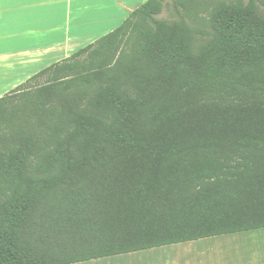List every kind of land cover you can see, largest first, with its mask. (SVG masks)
<instances>
[{
	"label": "trees",
	"instance_id": "trees-1",
	"mask_svg": "<svg viewBox=\"0 0 264 264\" xmlns=\"http://www.w3.org/2000/svg\"><path fill=\"white\" fill-rule=\"evenodd\" d=\"M164 3L0 97V264L264 229V0Z\"/></svg>",
	"mask_w": 264,
	"mask_h": 264
},
{
	"label": "crops",
	"instance_id": "crops-1",
	"mask_svg": "<svg viewBox=\"0 0 264 264\" xmlns=\"http://www.w3.org/2000/svg\"><path fill=\"white\" fill-rule=\"evenodd\" d=\"M139 1L0 0V97L114 31ZM160 248L118 256L147 253L127 259L128 264H200L205 257L194 244L183 257L150 253ZM218 256L225 257L221 251Z\"/></svg>",
	"mask_w": 264,
	"mask_h": 264
},
{
	"label": "rangeland",
	"instance_id": "rangeland-1",
	"mask_svg": "<svg viewBox=\"0 0 264 264\" xmlns=\"http://www.w3.org/2000/svg\"><path fill=\"white\" fill-rule=\"evenodd\" d=\"M233 1L236 0H165L162 12L156 17L167 21L184 19L193 28L195 37L199 40L204 38L206 32H208L207 20L214 7L223 2L229 3ZM240 1L246 2L247 0ZM145 2H147V0H140L137 4L139 6ZM123 21L120 22L117 27H120ZM191 244H194L199 248V252L205 255L202 261L208 259V262L202 263L201 261L200 264H264V253H262L264 252V229L243 232L231 236L212 237L194 243L171 245L150 253L173 258H177L178 255H182L183 257L186 255L184 251L190 248ZM216 246H219L220 250L215 249L214 247ZM219 251H221L225 257H219ZM195 253L198 255L197 252ZM144 255H147V253L139 252L126 256L116 255L78 264H128V261H126L127 259Z\"/></svg>",
	"mask_w": 264,
	"mask_h": 264
},
{
	"label": "bare ground",
	"instance_id": "bare-ground-1",
	"mask_svg": "<svg viewBox=\"0 0 264 264\" xmlns=\"http://www.w3.org/2000/svg\"><path fill=\"white\" fill-rule=\"evenodd\" d=\"M260 239V238H259ZM262 239V238H261ZM250 244H251V242H250ZM261 248H262V246H261ZM251 250V249H250ZM249 251V250H248ZM262 253H264V252H262Z\"/></svg>",
	"mask_w": 264,
	"mask_h": 264
}]
</instances>
